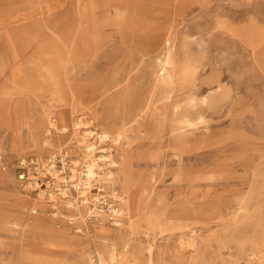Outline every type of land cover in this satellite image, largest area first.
<instances>
[{
  "label": "rangeland",
  "instance_id": "1",
  "mask_svg": "<svg viewBox=\"0 0 264 264\" xmlns=\"http://www.w3.org/2000/svg\"><path fill=\"white\" fill-rule=\"evenodd\" d=\"M0 264H264V0H0Z\"/></svg>",
  "mask_w": 264,
  "mask_h": 264
},
{
  "label": "bare ground",
  "instance_id": "2",
  "mask_svg": "<svg viewBox=\"0 0 264 264\" xmlns=\"http://www.w3.org/2000/svg\"><path fill=\"white\" fill-rule=\"evenodd\" d=\"M8 34H9V32H8ZM8 36H10V35H8ZM9 38V37H8ZM11 41V40H10ZM13 45V44H12ZM13 50H15V49H13ZM14 52V51H13ZM16 53V52H15ZM13 55H14V53H13ZM16 58V57H15ZM17 59H19V58H17ZM12 67V66H11ZM60 90V89H59ZM64 90V89H63ZM55 91V90H54ZM65 92H66V90H65ZM65 94V93H64ZM37 133V135H38V132H36ZM37 135L35 134V133H33L32 134V140L34 141V145H38V141H37ZM110 157H111V155H110ZM122 162V164H123V162H124V158H123V155H122V157H120V161H117V162H114V165L115 164H117V165H119V163H121Z\"/></svg>",
  "mask_w": 264,
  "mask_h": 264
},
{
  "label": "built area",
  "instance_id": "3",
  "mask_svg": "<svg viewBox=\"0 0 264 264\" xmlns=\"http://www.w3.org/2000/svg\"><path fill=\"white\" fill-rule=\"evenodd\" d=\"M29 161H30L29 164L38 165V161L35 158H31ZM23 175L24 174L21 173V176H23Z\"/></svg>",
  "mask_w": 264,
  "mask_h": 264
}]
</instances>
